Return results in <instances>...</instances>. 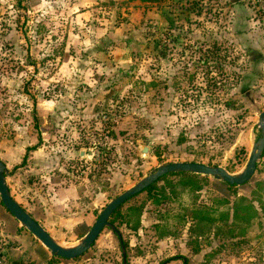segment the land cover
<instances>
[{
    "label": "rangeland",
    "instance_id": "1",
    "mask_svg": "<svg viewBox=\"0 0 264 264\" xmlns=\"http://www.w3.org/2000/svg\"><path fill=\"white\" fill-rule=\"evenodd\" d=\"M220 68L241 80L208 88ZM262 111L264 0H0V159L14 198L63 246L79 243L110 200L162 164L196 160L239 174ZM209 177L197 199L206 205L224 197ZM260 179L264 159L237 188L257 217L236 237L212 229L194 240L188 224L167 228L182 199L154 205L143 193L122 210L143 204L137 230L115 220L121 241L106 227L82 256L38 264H264ZM63 187L73 194L60 198ZM12 224L0 204L2 264L25 251L8 237Z\"/></svg>",
    "mask_w": 264,
    "mask_h": 264
},
{
    "label": "trees",
    "instance_id": "2",
    "mask_svg": "<svg viewBox=\"0 0 264 264\" xmlns=\"http://www.w3.org/2000/svg\"><path fill=\"white\" fill-rule=\"evenodd\" d=\"M139 1L157 2L159 0ZM226 53L227 51L225 50V54L222 56V61L224 62L225 58L228 57ZM231 76L232 79H234L235 76L236 82L238 80L240 81L242 77L240 72L235 73L234 71L230 72L226 69L220 68L218 78L215 79V77L211 76L209 78H206L205 81L208 88L209 86H211L212 88H216L218 87V84L220 88H224L226 87V84L229 83L228 80ZM224 105L228 108H232L231 106H233L232 102L229 101H225ZM184 139L185 137L181 135L179 138V142H183ZM241 153H245L244 149H242ZM154 155L157 158H159L160 156L159 152L157 151L154 152ZM25 157L26 156H24L23 161H25ZM263 159L264 150L260 160L257 163L256 172L259 171V167L261 166ZM193 161L197 162L196 160ZM209 178V176L191 172H174L166 174L160 177L156 182L145 188L143 191L132 196L125 203L120 205L114 211L109 221L112 225L114 224L113 226L116 230V218H120V221H118L119 223H124V225L128 226L129 228L137 230L140 225V215L142 212L143 204L130 205L123 212V206H125V204H127L130 200L144 193L152 204L164 205V203H170L173 197H179V199H182V202L180 200L178 202L181 210L177 211V213H171L170 210L167 211V213L169 212L167 214V217L165 216V226L167 228L170 227V229H174L175 224H178L182 228H184L185 225L188 224L186 230L189 233V237H193L194 240L205 238L212 232V229H214L213 235L215 234L216 236H219L222 234L227 237H236L235 230L239 224L249 226L252 223V219L257 217V209L253 205V201L248 200V198H246L245 196L239 195L237 192V188L247 184L249 181L243 185L238 186L230 185L223 180L213 178L215 182H218L219 185L221 184L224 197L214 196L211 199L212 203L206 205V203L204 202H198L197 199L199 196V192L202 189L206 188V186L209 184ZM160 182H164V184L160 185ZM256 187L264 192V179L258 180ZM184 196H186L187 198L191 197V201H186L187 199L185 200ZM213 202L217 205L215 206ZM259 203L261 204L260 200ZM263 204L264 203H262V205ZM262 205L260 206V208L264 211V207H262ZM176 218H178L184 224L175 223L174 221ZM220 224L224 227V230L219 226ZM155 226L157 227L158 225ZM170 229H166L168 234L173 233L172 231H170Z\"/></svg>",
    "mask_w": 264,
    "mask_h": 264
},
{
    "label": "water",
    "instance_id": "3",
    "mask_svg": "<svg viewBox=\"0 0 264 264\" xmlns=\"http://www.w3.org/2000/svg\"><path fill=\"white\" fill-rule=\"evenodd\" d=\"M259 135L256 139L243 170L239 174H233L221 166H212L201 162L182 161L170 162L158 166L154 171L140 179L132 187L110 200L97 215L93 225L74 246L66 247L58 243L44 228L36 221L23 207H21L11 196L6 182L8 170L0 159V201L3 207L16 219L22 227L31 233L42 245H44L51 255L61 259H75L82 256L96 241L99 234L106 227L112 229L118 236L120 233L110 223L109 219L114 211L132 196L140 193L145 188L156 182L160 177L174 172H191L206 176H212L223 180L230 185H243L250 181L255 173L256 166L264 150V111L259 114ZM146 146L139 147V153L147 155ZM84 151H81V155ZM125 263V254L122 255Z\"/></svg>",
    "mask_w": 264,
    "mask_h": 264
},
{
    "label": "crops",
    "instance_id": "4",
    "mask_svg": "<svg viewBox=\"0 0 264 264\" xmlns=\"http://www.w3.org/2000/svg\"><path fill=\"white\" fill-rule=\"evenodd\" d=\"M45 100H49L52 101L51 98L48 99L46 98ZM44 101V100H43ZM74 103H76V101H74ZM73 115L77 114L76 109L71 112ZM79 111H78V116L79 115ZM77 116V115H76ZM58 118V116H57ZM49 120H52L54 122H56V118L55 117H49ZM55 124V123H54ZM57 125H55L56 127ZM57 128V127H56ZM56 128H52L53 131H57ZM41 133H49V129L48 130H44L41 129ZM81 150V149H80ZM23 162V161H22ZM256 172V170H255ZM255 174V173H254ZM8 185V184H7ZM8 189L10 191V187L8 186ZM73 191L71 189V187H67V188H61L58 191V194L60 196V198L65 199L68 197H65L66 194H73ZM11 196L14 198V196L12 195V193L10 192ZM15 199V198H14ZM60 199V200H62ZM15 201L18 203V201L15 199ZM1 204V201H0ZM19 204V203H18ZM20 205V204H19ZM1 206L3 207V205L1 204ZM21 206V205H20ZM23 207V206H21ZM3 209L5 210V212H7L9 214V216L12 218V228H14V233L10 234L8 237L12 236V240L17 242L18 244H20L22 248H24L25 251H22L20 253L19 256H17V258H13V263L10 264H23L26 262H30L33 264H38L39 262L47 261V260H51L50 258H59L56 256L51 255L50 251L44 246L42 245V243H40L31 233H29L24 227L22 228V226L20 225V223L14 219V217L3 207ZM29 213V212H28ZM30 214V213H29ZM36 221H38L32 214H30ZM39 222V221H38ZM40 223V222H39ZM41 224V223H40ZM43 226V224H41ZM43 228L48 232V230L43 226ZM49 233V232H48ZM27 251V252H26ZM4 257V256H3ZM4 259V258H3ZM61 259V258H59ZM62 260H67V259H62ZM42 264H45V262H43Z\"/></svg>",
    "mask_w": 264,
    "mask_h": 264
},
{
    "label": "built area",
    "instance_id": "5",
    "mask_svg": "<svg viewBox=\"0 0 264 264\" xmlns=\"http://www.w3.org/2000/svg\"><path fill=\"white\" fill-rule=\"evenodd\" d=\"M0 264H2L1 261H0Z\"/></svg>",
    "mask_w": 264,
    "mask_h": 264
}]
</instances>
